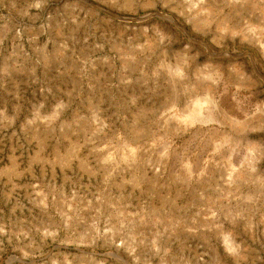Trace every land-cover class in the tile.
<instances>
[{
	"label": "rangeland",
	"instance_id": "374dc122",
	"mask_svg": "<svg viewBox=\"0 0 264 264\" xmlns=\"http://www.w3.org/2000/svg\"><path fill=\"white\" fill-rule=\"evenodd\" d=\"M87 1L0 0V264H264V0Z\"/></svg>",
	"mask_w": 264,
	"mask_h": 264
},
{
	"label": "water",
	"instance_id": "95a60500",
	"mask_svg": "<svg viewBox=\"0 0 264 264\" xmlns=\"http://www.w3.org/2000/svg\"><path fill=\"white\" fill-rule=\"evenodd\" d=\"M78 1H80V2H82V3H84V4H87V5L93 6V7H95V8H99V9L105 11L106 13L110 14L111 16L117 18V19H121V20H125V21H133V22H134V21H138L139 19H141V18H121V17L117 16L116 14H113V13H111V12L105 10V9H102V8L96 6L95 4H93V3H91V2H89V1H87V0H78ZM154 14H155V15H158V16H161V17H164V18H166V19H169V20H170V21H171V22H172V23H173V24H174L179 30H181V31L185 34V36H186L189 40H191V41H195V42H198V43H201V44H202V42L190 38V37L185 33V31L173 21L172 17H170V16H168V15H166V14H164V13H160V12L152 13L151 15H154ZM227 54H228L229 56H231L232 58H238V57H240L242 54H243V55H247V56L249 57V59H250V63H251V67H252L253 71L255 72V74H257V75H258V76L264 81V78L261 77V76L258 74V72L256 71V69H255V67H254L253 59H252V56L250 55V53L245 52V53H242V54H230V53H227Z\"/></svg>",
	"mask_w": 264,
	"mask_h": 264
},
{
	"label": "bare ground",
	"instance_id": "6f19581e",
	"mask_svg": "<svg viewBox=\"0 0 264 264\" xmlns=\"http://www.w3.org/2000/svg\"><path fill=\"white\" fill-rule=\"evenodd\" d=\"M196 104H197V105H199V103H198V102H197ZM196 109H197V110H195V111H196V113L198 114V107H197Z\"/></svg>",
	"mask_w": 264,
	"mask_h": 264
}]
</instances>
